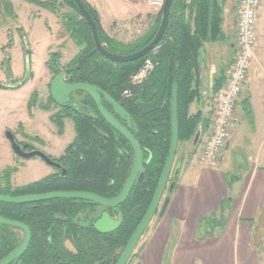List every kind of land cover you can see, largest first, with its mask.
Instances as JSON below:
<instances>
[{"label": "trees", "instance_id": "1", "mask_svg": "<svg viewBox=\"0 0 264 264\" xmlns=\"http://www.w3.org/2000/svg\"><path fill=\"white\" fill-rule=\"evenodd\" d=\"M22 1L57 15L63 32L78 48L77 54L62 68L58 63L60 55L51 54L46 66L54 76L64 72L67 83L94 86L128 113L133 127L130 132L143 152L141 173L144 177L141 182H135L124 203L108 210L112 218L117 211L120 212L122 224L107 234L97 232L92 225L84 227L80 224L99 216L100 207L91 201L53 199L18 205L1 202L0 217L22 223L30 231L26 251L20 260L11 264H115L147 212L168 156L174 83H177L178 145L194 144V137L199 132L200 112L190 114L189 109L200 97V51L205 44L220 41L222 5L218 0H192L186 6L183 0H174L165 35L155 49L135 62L115 63L97 52L89 27L72 0ZM82 2L95 22L101 44L115 55H129L148 45L160 24L159 13L154 23L134 41L119 42L105 33L97 10L86 0ZM63 8L69 11L62 13ZM1 16L15 19L10 1L0 0ZM147 57H153L157 66L147 79L131 84L132 75ZM221 81L222 77L216 79L214 91L219 90ZM125 90L129 91L128 96L122 95ZM76 95L80 97L79 105L85 107L90 116L57 107L52 97H48V103L58 108L50 116L58 134L63 133L66 119L73 124L72 142L65 147L58 160L53 159L66 171V175L62 177L60 170L53 167L55 173L27 185L12 187L7 183L0 187V195L20 197L53 192H86L112 199L120 193L132 167V148L102 118L89 96L81 91ZM241 105L246 111L248 99ZM18 144L24 151L35 150L30 144ZM176 170L179 166L173 171L172 183L177 178L174 175ZM225 225L222 214L204 216L199 220L196 239L202 241L217 236V230ZM19 232L22 230L16 227L0 225V261L21 244L23 236ZM135 255L132 253L130 259Z\"/></svg>", "mask_w": 264, "mask_h": 264}, {"label": "rangeland", "instance_id": "2", "mask_svg": "<svg viewBox=\"0 0 264 264\" xmlns=\"http://www.w3.org/2000/svg\"><path fill=\"white\" fill-rule=\"evenodd\" d=\"M8 1H14L12 6L14 5L13 10L15 9V19L6 16L0 17V187L6 186L7 183L12 187H21L42 179L46 174L55 173V169L44 161L42 162L37 156L25 159L12 151L13 159L9 158L4 150V147L9 146L5 133L11 131L15 135L17 143L30 144L36 150L40 149L39 151L52 160L60 158L58 154H63L62 148H65L70 142L74 135V129L71 120L66 119L64 134H58L57 128L51 123L50 116L56 113L58 108L48 103L49 87L54 73L47 68L46 63L50 61L52 53H58L60 55L59 68H62L77 54L78 48L63 32L61 19L57 15L22 0ZM98 2L100 3V12L104 15L105 33L119 42L134 41L154 23L156 18V12L144 5H136L123 0H98ZM226 2L227 0L224 5ZM61 11L62 13L68 12L69 9L63 8ZM16 12L20 19L17 18ZM256 35L255 58L249 69L248 79L243 88L236 114L235 124L238 123L240 133L234 135L227 157L224 153L225 156L215 165L201 164L198 161L200 146L198 149H192L191 142L179 144L174 166L169 176L170 182L159 202L158 212L153 221L157 219L165 199L170 195L168 188L172 183L173 171L176 166H179L178 172L183 173L190 161L193 160L192 165L197 169H218L224 160L220 171L226 174V183L230 188L236 177H242V174L248 171L254 161L263 163L264 3L258 11ZM231 42L232 48L230 47ZM235 42L234 26L233 39L224 43L217 41L205 44L201 54V76L208 81L215 77L224 78L234 53ZM9 85L16 86V88H3V86ZM246 99H248L249 105L245 111L240 107V104ZM30 102L32 103L30 104ZM256 121L261 125L259 133L255 131ZM234 127L235 125L232 128L231 138ZM58 135L62 136L59 138ZM44 145L54 148L55 152L49 153L44 149ZM180 156L183 160H180ZM35 162H41L44 165L45 170L42 175H40ZM181 173L174 179L173 184L184 183L185 177ZM224 206L226 205L224 204ZM252 232L257 234L255 228ZM19 234L23 236L22 232ZM141 241L142 238L139 239L133 253H137ZM68 247L71 248L69 244Z\"/></svg>", "mask_w": 264, "mask_h": 264}, {"label": "crops", "instance_id": "3", "mask_svg": "<svg viewBox=\"0 0 264 264\" xmlns=\"http://www.w3.org/2000/svg\"><path fill=\"white\" fill-rule=\"evenodd\" d=\"M86 1L97 10L104 29V15L100 12V3L98 0ZM191 1L187 3L183 0L186 6H189ZM225 1L222 2L220 36V41L223 43L234 38V13L238 0H227L224 5ZM13 2L11 1V4ZM158 14L156 13V16ZM16 16L20 19L17 12ZM232 42L231 48L233 47ZM202 50L199 56V66ZM216 79L215 77L208 81L201 76V72L199 73L200 97L190 105L189 111L191 114L200 112L202 121L199 125L198 146L194 147L192 143V149L199 148L201 137L206 129L211 104L218 91H214ZM7 87V89L16 88L10 85ZM240 107L242 108L241 104ZM255 124L256 129H254L259 133L261 125L258 121ZM238 133L240 131L237 123L225 151V157H227L234 135ZM73 138L74 135L71 140ZM7 143L9 144L8 140ZM43 147L49 153L55 152L54 148L45 147V145ZM64 149L62 148L63 151ZM4 150L8 157L13 159L10 144L4 147ZM176 155L177 150L175 158ZM181 159L183 160L180 156ZM192 161L183 173L180 172L185 177L184 183L174 184L173 190L169 192V198H166L168 204L164 213L159 214L153 221L154 215L141 236L142 241L139 243L136 255L129 259L128 264H264V161L262 164L254 161L242 177H236L230 188L226 183V174L220 171L224 160L218 169H197L193 167ZM35 163L42 175L45 170L44 165L41 162ZM180 173L178 172L179 175ZM210 214H222L226 225L223 229L217 230L219 233L217 236L199 241L196 239L199 220ZM253 228L257 234H253Z\"/></svg>", "mask_w": 264, "mask_h": 264}, {"label": "water", "instance_id": "4", "mask_svg": "<svg viewBox=\"0 0 264 264\" xmlns=\"http://www.w3.org/2000/svg\"><path fill=\"white\" fill-rule=\"evenodd\" d=\"M72 1L77 7L79 14L84 19L87 26L89 27L92 41L94 43L97 52L102 57H104L109 61L115 63H130L140 60L141 58L148 55L161 42L168 26L170 9L174 0L164 1L163 7L160 12L161 15L160 24L151 42L142 49L138 50L137 52L129 55H115L107 51L100 42L98 30L95 25V22L88 13L87 9L85 8L82 0H72ZM222 2L223 0H218L219 5H222ZM49 88L53 102L56 105L63 108H66L69 102L72 100L71 94L78 91L85 93L87 96H89L92 99L102 118L114 129V131H116L122 137H124L132 148L133 163L129 176L125 180L120 193L112 199H104L95 194L86 193V192H53V193L38 194V195H26L20 197H8V196L0 195V203L3 202L8 204L18 205V204L43 202L53 199H81V200L91 201L97 204L101 208L98 218L92 222V227L97 232L102 234L114 232L122 224V216L121 213L117 211L115 218H112L109 215L108 210L116 209L122 203H124L128 198L135 182H141L144 177L143 173H141V169L143 166V152L138 142L136 141V139L129 130V129H133L131 124V118L128 115V113L115 100H113L107 94L101 92L98 88L83 83H75V84L67 83L65 80L64 72H60L59 74L53 77ZM104 103L110 107L112 112H109L104 107ZM78 111L85 116H89L88 112L83 106H80L78 108ZM118 119L121 122H123L125 126L122 125ZM170 126H171V139H170L168 156L160 180L158 182L157 188L153 195L152 201L147 209L146 214L144 215L143 219L141 220V222L138 224L135 231L131 235L127 245L123 249L122 253L120 254L115 264H127L139 239L141 238L144 231L151 222L152 218L154 217L159 202L168 185L169 176L173 168L175 154L178 146L177 83H174L172 89V99H171V108H170ZM5 136L10 144L13 153L16 154L17 156L25 159H30L32 157L37 156L47 165L59 169L62 177L66 175V171L60 166V164L50 159L43 152L36 149L31 151H24L22 147L16 142L14 134L11 131H7L5 133ZM198 139H199V132L194 137V145L197 143ZM177 174H178V170L174 172L175 176H177ZM173 187L174 184L171 183L169 185L168 191L171 192L173 190ZM167 204H168V199H165L163 206L161 207V210L159 212L160 215L164 213ZM88 222L89 221H84L81 222L80 224L84 227H87ZM0 225H9L12 227H16L22 230L23 232V240L21 244L9 255H7L4 259H2L0 261V264H11L12 262L15 261L17 262L18 260H20L21 256L24 254V252L26 251L29 245L30 231L22 223L10 221L1 217H0Z\"/></svg>", "mask_w": 264, "mask_h": 264}, {"label": "built area", "instance_id": "5", "mask_svg": "<svg viewBox=\"0 0 264 264\" xmlns=\"http://www.w3.org/2000/svg\"><path fill=\"white\" fill-rule=\"evenodd\" d=\"M123 1L144 5L152 11L160 13L165 0ZM186 1L189 3L191 0ZM263 3L264 0L237 1L234 53L228 71L216 93L215 100L212 102L208 123L200 140V158L198 161L201 164L215 165L219 163L231 140L238 104L248 79L249 69L255 58L256 24L258 11ZM157 64L153 57L145 58L139 70L132 75L131 84H137L147 79ZM123 95H129V91L125 90Z\"/></svg>", "mask_w": 264, "mask_h": 264}, {"label": "flooded vegetation", "instance_id": "6", "mask_svg": "<svg viewBox=\"0 0 264 264\" xmlns=\"http://www.w3.org/2000/svg\"><path fill=\"white\" fill-rule=\"evenodd\" d=\"M66 80V79H65ZM70 84V83H69ZM71 97H72V100L69 102V104H68V106L66 107L68 110H77L78 111V108L80 107V105H79V99H80V97L78 96V95H76V92L75 93H73V94H71ZM90 98V97H89ZM92 100V99H91ZM94 103V102H93ZM95 105V104H94ZM57 107H60V106H58V105H56ZM104 107L109 111V112H112V110L110 109V107L107 105V104H105L104 103ZM56 108V107H55ZM63 108V107H62ZM87 111V110H86ZM88 112V111H87ZM81 113V112H80ZM88 114H89V116H90V113L88 112ZM119 120V119H118ZM119 122L122 124V125H124L125 126V124L123 123V122H121L120 120H119ZM130 130V129H129ZM100 211H101V208H100V210H99V214H100ZM98 218V217H97ZM97 218H95V219H86V220H84V221H89L88 222V225L87 226H89V225H92V222L94 221V220H96Z\"/></svg>", "mask_w": 264, "mask_h": 264}]
</instances>
